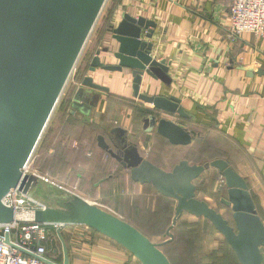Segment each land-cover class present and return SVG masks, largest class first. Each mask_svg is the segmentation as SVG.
<instances>
[{
    "label": "water",
    "instance_id": "obj_1",
    "mask_svg": "<svg viewBox=\"0 0 264 264\" xmlns=\"http://www.w3.org/2000/svg\"><path fill=\"white\" fill-rule=\"evenodd\" d=\"M107 0H0V224L14 220V212L3 204L10 190L18 188L32 196L39 184L33 175H23L40 138L55 110L61 94ZM157 25L144 17L123 14L116 26L110 25L111 43L103 53L116 65H104L96 53L88 72L96 70L128 75L132 98L151 105L161 115H186L174 97L149 96L140 91L144 76L168 83L169 66L152 57ZM151 41V42H150ZM111 49V50H110ZM249 76L252 71L243 69ZM256 75L263 74L255 71ZM76 89L70 114L88 116L96 106L101 90L91 77H84ZM86 88L87 90H85ZM89 89V90H88ZM91 98V100H90ZM90 100V101H89ZM156 133L171 145H189L195 134L165 119L150 116L144 128ZM109 147L98 136L97 147L123 169L130 180L153 187L157 195L175 202L174 214L166 231L168 241L152 243L139 230L116 215L77 196L54 198L53 205L36 211L33 220L47 226L84 227L123 248L140 264H171L161 247L172 242L171 230L183 214L206 220L224 239L239 264H264V225L244 180L222 160L195 165L182 160L164 171L144 159L138 148L127 140L121 128L110 131ZM209 169L223 179L225 198L219 203L230 210V218L196 197L194 182ZM62 262L69 264V251L59 231ZM8 243V236H5ZM53 264V263H49Z\"/></svg>",
    "mask_w": 264,
    "mask_h": 264
},
{
    "label": "crops",
    "instance_id": "obj_2",
    "mask_svg": "<svg viewBox=\"0 0 264 264\" xmlns=\"http://www.w3.org/2000/svg\"><path fill=\"white\" fill-rule=\"evenodd\" d=\"M229 4L230 0H111L90 54L69 78L71 82L64 101L66 108L59 110L57 127L52 133L79 136L83 131L110 139V131L121 128L140 155L162 170L168 172L182 160L191 164L187 155L192 141L185 146L171 145L156 133L155 127L144 128L146 119L158 113L151 105L132 98L130 76L100 70L91 74L87 70L98 52L104 65H116L113 59L109 60L108 54L103 53L111 43L110 25L116 26L123 14L144 17L157 25L150 41L154 46L152 57L169 66V81L165 84L144 76L139 93L178 99L186 117L160 115V119H169L167 121L185 131L197 133V138L204 133L218 135L224 140L227 146H223L215 159L226 161L244 180L257 216L264 225V39L251 34L231 38ZM243 69L252 71L251 75ZM255 71L263 74L256 75ZM81 77H91L101 89H88L91 97H99L88 116L76 111L70 114L73 95L81 88ZM83 159L81 157L80 161L86 165L79 194L120 219L127 214L124 207L135 192H141V195L152 189L133 183L129 171L106 159L101 151L95 152L91 159ZM73 160V156L63 152L56 154L51 163L66 167L65 173L70 175L75 169L74 164L69 163ZM205 172L200 178L201 184L194 182L196 197L223 217L230 218V210L221 207L219 200L220 207L216 208L215 198L209 193L210 180L219 175L213 169ZM118 186L125 194L114 195ZM185 215L190 216L183 214L182 218ZM79 236L81 242L78 245L72 239L68 240L69 264H138L111 241L92 237L89 233Z\"/></svg>",
    "mask_w": 264,
    "mask_h": 264
},
{
    "label": "rangeland",
    "instance_id": "obj_3",
    "mask_svg": "<svg viewBox=\"0 0 264 264\" xmlns=\"http://www.w3.org/2000/svg\"><path fill=\"white\" fill-rule=\"evenodd\" d=\"M110 3L111 0L106 1L103 10L79 56L74 68L75 70H77L79 63L81 64V62L85 60L86 56L90 54L93 43L99 35V27L103 23V18L106 15ZM73 73L74 70L71 76H73ZM70 79L68 80L55 107V110L40 138V141L31 157V161L33 163V168L40 171L44 170L47 172V174L53 176L56 184L70 189L73 196L82 198V196L79 194V185L83 184L84 181L83 167H85L86 163H81V157L82 159L85 157L83 159L85 161V159H91L95 152L98 153L101 151L106 159L111 158L97 147L95 141L96 135H91L88 132L85 134L83 131L79 136L76 134L70 136L63 135L58 132H55V134L52 133L54 128L57 127L56 123L59 109L66 99L67 90L69 89V81L71 82ZM160 115V113L155 115L156 119L160 118ZM50 132L52 135H50ZM194 134L195 140V138H197V133ZM201 136V138H198L201 141L198 142L196 139V142L194 143L193 140L191 145L192 147L190 150H188L190 154L187 156L191 164L202 165L213 161L216 156L221 154L223 146L226 145L224 140L218 135L212 136L201 133ZM63 152L68 154L69 157H74L73 161H69L70 164H74V166L73 164L72 166L75 168L74 170L70 171V175L65 173L66 167H61L59 164L54 165L53 163H49L48 160H44L46 155L48 156L54 153L56 155ZM111 160L114 161L113 159ZM63 163L66 165L65 161ZM41 173L45 175L43 172ZM202 175L200 178H202ZM45 176L53 179L49 175ZM200 178L195 181L196 185L201 184ZM221 181L222 179L220 176L219 178L215 176L214 179L210 180V187H208L209 193L215 198L214 202L216 204V208H218V206L220 207V205H218V200L225 198L226 196L225 188ZM214 186L215 190L213 191L212 189ZM38 188L39 189L36 190V193L33 194V196L42 200L47 206L53 205L52 201L54 198L65 195L71 196V194L64 193L58 188H54L42 183L39 184ZM116 189L118 190L114 191V195L125 194L124 189H122L120 186H118ZM140 193L135 192L133 198L130 197L128 204H126V208L124 207V211L127 212V214L122 217V220L133 224L136 226L135 228H139L141 230L140 232H143L142 234L145 235L152 243L162 244L168 241L166 231L173 218L175 202H169L160 199L152 189L139 195ZM127 194L129 197L130 192L128 191ZM135 204L137 205L136 207ZM177 223V225H175V227L171 230V234L173 236L172 242H169L161 247V251L167 257L169 262H171V264H236L230 253V250L224 242V239L213 230L207 221L185 215L183 218L181 216ZM85 233H89L91 236H93L91 232L87 231V229L78 226L64 229L61 232V235L67 247L69 239H72L76 245L80 244L81 239L79 235ZM105 240L109 241L107 239ZM54 250H57L56 255H58L62 260L61 245L58 240L55 242V246L49 249V254L51 255ZM132 260L134 263H138V261L133 257Z\"/></svg>",
    "mask_w": 264,
    "mask_h": 264
},
{
    "label": "built area",
    "instance_id": "obj_4",
    "mask_svg": "<svg viewBox=\"0 0 264 264\" xmlns=\"http://www.w3.org/2000/svg\"><path fill=\"white\" fill-rule=\"evenodd\" d=\"M228 19L231 38L251 34L264 39V0H230ZM23 175H33L40 183L72 195L70 189L56 184L55 180L33 168L31 158L23 169ZM2 202L13 210L14 220L7 225L0 224V264H61L57 250L51 255L48 251L58 240L56 232L61 233L68 227L36 223L34 212L45 210L47 205L33 195H24L18 188L10 190ZM5 236H8V243Z\"/></svg>",
    "mask_w": 264,
    "mask_h": 264
},
{
    "label": "trees",
    "instance_id": "obj_5",
    "mask_svg": "<svg viewBox=\"0 0 264 264\" xmlns=\"http://www.w3.org/2000/svg\"><path fill=\"white\" fill-rule=\"evenodd\" d=\"M88 70V69H87ZM83 78L81 77V80H82ZM80 80V81H81ZM66 98H67V96H66ZM66 102H63V105L60 107V109L59 110H65V108H66ZM96 139H97V137H96ZM96 139H95V141H96ZM197 139V141L199 142V141H201L200 139H198V138H195V140ZM106 140V139H105ZM193 140H194V138L192 139V143H193ZM194 140V143L196 142ZM106 142H107V144L109 145V147L111 148V149H113V151H115L114 150V148H113V145H112V143L109 141V139H107L106 140ZM131 144V143H130ZM96 145H97V141H96ZM101 150V149H100ZM104 152V151H103ZM104 153H106V152H104ZM107 154V153H106ZM108 155V154H107ZM109 156V155H108ZM53 157H55V153H54V155H52V156H45V159L44 160H48L49 161V163H51V161L53 160ZM110 157V156H109ZM52 158V159H51ZM111 158V157H110ZM112 159V158H111ZM114 160V159H113ZM214 160H216V159H214ZM213 160V161H214ZM115 161V160H114ZM116 162V161H115ZM117 163V162H116ZM214 170V169H213ZM40 173L41 172H43L45 175H49V176H51L52 178H53V176L52 175H50V174H47V172H45L44 170L42 171H40V170H38ZM216 171V170H215ZM217 172V171H216ZM42 174V173H41ZM217 174L219 175V173L217 172ZM220 176V175H219ZM53 180H54V178H53ZM151 187V186H150ZM152 189H153V187H151ZM154 190V189H153ZM155 191V190H154ZM156 193V192H155ZM157 194V193H156ZM159 196V195H158ZM159 197H161V196H159ZM163 199H165L166 201H173V200H170V199H166V198H164V197H162ZM221 207H222V205H221ZM206 221V220H205ZM212 227V226H211ZM214 230V229H213ZM215 231V230H214ZM89 232H91L92 233V235L93 236H96V237H102V238H104L103 236H101V235H99V234H97L96 232H94V231H92V230H89ZM216 232V231H215ZM92 236V237H93ZM106 239V238H105ZM108 240V239H107ZM112 242V241H111ZM225 242V241H224ZM112 243H114V242H112ZM115 244V243H114ZM225 244H226V246L228 247V249L230 250V253H231V255H232V257L234 258V262H236V264H239L238 263V261H237V259H236V257H235V255H234V253L231 251V249H230V247L227 245V243L225 242ZM67 247H68V244H67ZM120 247V246H119ZM69 248V247H68ZM127 253V252H126ZM130 257H132L129 253H127ZM61 259V258H60ZM138 264H140L139 262H138Z\"/></svg>",
    "mask_w": 264,
    "mask_h": 264
}]
</instances>
